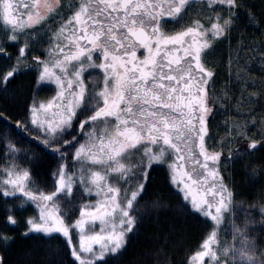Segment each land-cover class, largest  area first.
<instances>
[{
	"label": "snow or ice",
	"instance_id": "obj_1",
	"mask_svg": "<svg viewBox=\"0 0 264 264\" xmlns=\"http://www.w3.org/2000/svg\"><path fill=\"white\" fill-rule=\"evenodd\" d=\"M0 28V55L12 61L0 97L33 74L14 125L35 133L18 144L0 111L4 222L18 225L16 213L32 208L22 236L40 242L48 264H125L134 237L159 227L165 209L202 227L184 264H264V160L246 159L264 151V0H0ZM220 45L228 79L217 93ZM221 110L235 117L216 139L209 121ZM235 162L251 202L225 178ZM163 166L182 194L175 209L145 199ZM161 233L132 264H173L169 238L180 228ZM15 240L0 230V264H14Z\"/></svg>",
	"mask_w": 264,
	"mask_h": 264
},
{
	"label": "trees",
	"instance_id": "obj_2",
	"mask_svg": "<svg viewBox=\"0 0 264 264\" xmlns=\"http://www.w3.org/2000/svg\"><path fill=\"white\" fill-rule=\"evenodd\" d=\"M253 2L255 1L253 0ZM16 48V46L13 48L12 53L16 52ZM32 79V73H27L22 77H18L16 81V95L13 97L11 94H8L6 97H0V111H3V115L5 117H11V121L13 122L12 138L18 144H22L24 146H28L30 142L34 140L35 133L30 137L27 132H24L18 126H15L14 121L16 119L23 120L24 102L30 96ZM44 92L46 96L51 94L49 90H45ZM229 115H231L233 118L235 117V114L215 115L214 119L216 124L224 125V119ZM4 127H7V125L3 119H0V129ZM223 129L224 128L221 127L216 129L215 134L217 139H219V136L224 135V132H222ZM31 147L36 148L37 151L40 150L35 143H31ZM1 150L2 143L0 141V152ZM261 155L262 158L258 157V159L253 160H255L257 163L261 160H264V153ZM54 167V160L51 156H49L44 165V170L46 172L49 168ZM228 173H231L235 178L237 190L243 193L241 198L251 202L252 197L249 195V193L253 190V186L244 182L242 164L240 162H235L230 167H228L224 173L226 179ZM45 178L47 179L46 176ZM48 182L51 183L50 180ZM155 197H159V199L169 204L171 209H175L179 206V201L182 198V194L170 182L167 174V166L156 168L152 173V187L149 195L145 197V199L151 200ZM8 203H12V201H8ZM4 204L5 201L0 199V230H5L9 234L15 235L16 237L15 242L8 249V257L14 262V264H18L20 261H26L28 264H48L50 257L46 255L40 242L35 239L24 238L22 236L24 227L22 220L18 218V220H20L18 225L5 224ZM159 222V227L151 226L150 222L149 225L142 228L140 232L134 237L131 246L129 247L125 256L122 258L125 264H132L133 261L141 258L142 254L151 247L157 235H160L162 238L163 233H161V229L166 232L170 225H176L179 227L181 233L178 235L174 233L169 238V254L173 264H184L186 256L189 255L192 250L197 248L201 240L202 227L196 218L190 216L177 217L174 211L165 209L159 213ZM0 251H3V249L0 248Z\"/></svg>",
	"mask_w": 264,
	"mask_h": 264
},
{
	"label": "flooded vegetation",
	"instance_id": "obj_3",
	"mask_svg": "<svg viewBox=\"0 0 264 264\" xmlns=\"http://www.w3.org/2000/svg\"><path fill=\"white\" fill-rule=\"evenodd\" d=\"M257 4V7H259V0H254ZM219 51L221 53H223L222 56H219V55H214L213 57H211V59H213L215 61L214 63V67L216 69V90H217V93L220 92L221 90V85L222 83L228 79V73H227V69H226V59H227V52L225 50V46L224 45H220L219 46ZM211 87L209 88V92L211 93ZM214 111H216V109H214ZM217 114L219 115H228V114H235V113H228V112H225V111H218ZM215 116L211 117L210 118V121H209V127L210 129L212 130V133L211 134L213 137H216V134H215V131L216 129H218V127H221V128H224V125H220V124H216V121L214 119ZM264 151H257L253 154L252 157H246V159H258L259 158H262V155Z\"/></svg>",
	"mask_w": 264,
	"mask_h": 264
},
{
	"label": "rangeland",
	"instance_id": "obj_4",
	"mask_svg": "<svg viewBox=\"0 0 264 264\" xmlns=\"http://www.w3.org/2000/svg\"><path fill=\"white\" fill-rule=\"evenodd\" d=\"M21 2H27V0H21ZM49 23L51 25V29L54 31L55 30V27H56V24L53 23V22H51V21ZM0 36H3V30H2V28H0ZM15 46L17 47V45H15L14 43H10L9 46H8V51L10 53H12L13 48ZM36 47H37V50L39 52V50L41 49L42 46L41 45H37ZM10 65H11V61L7 60L3 55H0V73H3L4 71H6L10 67ZM39 95L41 96V98H43V97L46 96L44 91L40 92ZM222 132H224V134H225V130L224 129H223ZM211 134H213L212 133V130H211ZM1 143H2V150L0 152V163H3V159H4V157H3V153H4V142L1 141ZM173 186H175V185H173ZM175 188L179 191V189L176 186H175ZM33 214H34V212H33L32 208H29L28 211H26V212H22V213L21 212H17V217L20 219L23 216L33 215ZM22 223H23V221H22Z\"/></svg>",
	"mask_w": 264,
	"mask_h": 264
}]
</instances>
